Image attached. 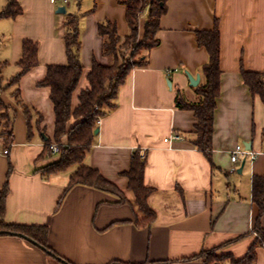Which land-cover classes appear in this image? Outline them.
<instances>
[{
  "label": "crops",
  "instance_id": "crops-1",
  "mask_svg": "<svg viewBox=\"0 0 264 264\" xmlns=\"http://www.w3.org/2000/svg\"><path fill=\"white\" fill-rule=\"evenodd\" d=\"M18 1L21 15L0 18V98L9 107L14 133L9 147L1 136L0 149L8 148L9 154L0 152V192L8 185L7 223L48 227L49 245L59 257L24 238L0 236V264H205L195 257L214 249L220 256L244 258L256 240L260 214L252 194L254 176L264 175V103L245 84L242 72L264 75V0L167 1L157 35L161 44L148 52L147 66L134 69L119 87L116 107L101 118L84 161L123 192L125 204L87 186L67 191L78 165L42 175L58 154L44 153L46 141L54 138L55 112L51 90L39 84L49 66L67 64L65 24L68 15L77 16L84 72L73 94L75 109L89 88L94 62H110L98 26L114 21L119 36H126V7L119 0ZM7 3L0 0V13ZM61 7L64 14L58 13ZM216 25L221 85L210 162L193 145L195 112L178 108L175 98L181 93L189 103L199 100L187 73L200 76L199 85L205 83L202 68L209 55L195 31ZM28 39L39 46L38 65L20 84L10 85ZM18 89L20 100L42 121L34 113L28 125L16 102ZM174 133L184 140L166 143ZM237 146L251 147L255 159L241 153L232 162ZM136 152L146 160L144 183L152 190L148 201L155 219L148 225L140 222L145 216L123 175ZM260 223L264 226V214ZM255 264H264V245L256 249Z\"/></svg>",
  "mask_w": 264,
  "mask_h": 264
},
{
  "label": "trees",
  "instance_id": "trees-1",
  "mask_svg": "<svg viewBox=\"0 0 264 264\" xmlns=\"http://www.w3.org/2000/svg\"><path fill=\"white\" fill-rule=\"evenodd\" d=\"M168 0H119L126 7V18L129 33L119 36L117 24L108 20L98 26L99 35L103 42V55L109 58L108 65L94 62L88 74L89 88L79 96V105L73 109V94L76 91L84 67L80 59L81 42L79 38V19L75 15H68L65 24L64 42L66 47L67 64L51 65L48 67L46 78L39 85L51 90V101L55 112V132L53 140L46 141L44 153L52 156L53 141L60 147L58 160L42 168L44 177L67 171L74 165L78 170L70 176L67 191L75 186L82 185L117 196L119 204L129 201L123 192L112 182L92 167L84 165L86 155L91 150L99 129V121L116 107V98L121 87L134 69L146 67L148 52L160 43L158 33L161 28V19L167 13ZM18 0H8L7 6L0 13V18H16L22 14ZM145 16L143 38L141 35V19ZM196 39L199 46L204 47L209 55V61L203 66L202 73L205 83L195 87L199 100L187 102L181 93H177L175 102L183 110H192L198 119L193 145L204 153L212 162V141L214 133L215 110L217 98L220 95L221 67H220V31L218 25L213 30H197ZM132 51L127 57V52ZM39 46L32 40L23 43V57L18 63L19 73L10 81V85L20 84L21 78L38 65ZM2 66V65H0ZM243 80L250 91L258 95L264 103V75L253 72H242ZM16 102L24 109L30 126L33 115L40 117L36 110L27 108L20 100V90L15 92ZM9 107L0 98V122L3 130L0 136L5 138V146L13 144V119L9 116ZM35 113V114H34ZM72 126L70 127V125ZM131 168L123 175L129 180V190L134 195V203L145 218L142 224H151L155 219V212L149 207V196L152 190L145 186L144 172L146 160L139 152L133 154ZM8 185L0 192V236H26L37 247L45 250L54 257L59 255L49 245V228L44 226H22L8 224L5 220ZM252 201L259 209L258 223L255 227L256 240L244 258L237 260L232 256H220L219 249L203 252L195 259L205 264H255L256 249L264 245V226L260 218L264 214V175L253 178ZM65 264H72L66 261ZM120 264V263H118Z\"/></svg>",
  "mask_w": 264,
  "mask_h": 264
},
{
  "label": "built area",
  "instance_id": "built-area-1",
  "mask_svg": "<svg viewBox=\"0 0 264 264\" xmlns=\"http://www.w3.org/2000/svg\"><path fill=\"white\" fill-rule=\"evenodd\" d=\"M50 2L52 4H57V3L68 4L70 2V0H50ZM182 140H184L182 135H180L178 133H174L170 137L166 138L165 142L166 143H171L173 141H182ZM1 141H2V137L0 136V142ZM51 150H52V155L55 156L56 154L59 153L60 147L57 144L53 143L52 146H51ZM0 152L3 153L4 155H8L9 154V149L8 148H3V149H0ZM241 153L251 155L252 159H255V157H256L251 151L245 150L241 146H237L235 148V150L232 152L231 161L235 163L238 160V155L241 154Z\"/></svg>",
  "mask_w": 264,
  "mask_h": 264
},
{
  "label": "water",
  "instance_id": "water-1",
  "mask_svg": "<svg viewBox=\"0 0 264 264\" xmlns=\"http://www.w3.org/2000/svg\"><path fill=\"white\" fill-rule=\"evenodd\" d=\"M66 12V9H65V7H61V9L59 8V10H58V13H62V14H64ZM187 75H188V78H189V80H190V85L192 86V87H197L198 85H199V83H200V79H201V77L200 76H196V77H194L193 75H191L190 73H187ZM169 85H171L170 83H169ZM100 131H99V129L96 131V134H98ZM247 150L248 151H250L251 150V147L250 148H247ZM18 236H21V237H23L24 239H26V240H28V241H30V242H32V240L30 239V238H28V237H26V236H23V235H21V234H17Z\"/></svg>",
  "mask_w": 264,
  "mask_h": 264
},
{
  "label": "rangeland",
  "instance_id": "rangeland-1",
  "mask_svg": "<svg viewBox=\"0 0 264 264\" xmlns=\"http://www.w3.org/2000/svg\"><path fill=\"white\" fill-rule=\"evenodd\" d=\"M144 19H145V16H143L142 17V19H141V26H140V31H141V35H140V38H143V35H144V31H143V25H144ZM131 53H132V51H129V52H127V57H129V55H131Z\"/></svg>",
  "mask_w": 264,
  "mask_h": 264
}]
</instances>
